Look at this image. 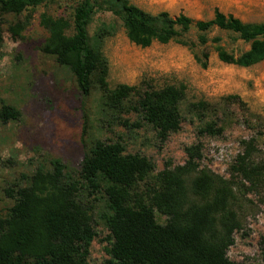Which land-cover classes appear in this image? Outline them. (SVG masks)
<instances>
[{
  "label": "trees",
  "instance_id": "trees-1",
  "mask_svg": "<svg viewBox=\"0 0 264 264\" xmlns=\"http://www.w3.org/2000/svg\"><path fill=\"white\" fill-rule=\"evenodd\" d=\"M51 0H0L1 13L20 15L22 20L8 26L13 39L28 26L30 9ZM97 10H106L122 23L128 40L147 47L153 42H176L194 48L186 36L191 30L197 42L215 44L220 61L248 67L264 60V22H244L218 7L206 20L185 14L171 16L162 11L150 14L129 0H80L71 19L39 16L47 36L44 53L67 66L81 94L88 96L93 82L106 93L109 107L117 112L134 110L156 130L160 143L181 127L179 101L185 85L168 84L140 91L135 85L107 82L108 63L102 51L92 46L88 25ZM213 29L225 31L249 45L234 55L221 44L218 36L209 39ZM3 43L0 24V56ZM194 57L207 66L208 54ZM136 94L134 105L126 102ZM203 101L194 106L201 113ZM19 116L8 104L0 108V121L7 123ZM120 124L129 127L128 120ZM138 125V124H136ZM222 126L208 122L198 133L220 135ZM86 126L81 129L84 142ZM242 150L228 167V178L201 166L200 142L184 147L186 160L165 167L147 183L155 170L150 159L138 153L125 152L119 142L97 140L83 157L79 177L91 194L103 191L109 213L103 217L110 233V257L100 264H244L230 260L227 252L234 243L235 232L242 230L241 206L248 193L264 202V157H259L255 137L240 141ZM51 168L37 167L26 185L9 186L7 196L14 198L7 214L0 217V264H89L90 246L96 236L91 205L79 198L81 184L65 171L58 159L50 160ZM141 184L145 188L141 190ZM155 212L165 217L160 223ZM264 256V237L260 241Z\"/></svg>",
  "mask_w": 264,
  "mask_h": 264
},
{
  "label": "rangeland",
  "instance_id": "rangeland-1",
  "mask_svg": "<svg viewBox=\"0 0 264 264\" xmlns=\"http://www.w3.org/2000/svg\"><path fill=\"white\" fill-rule=\"evenodd\" d=\"M80 0H51L29 10L30 22L19 38L13 39L8 26L22 20L20 15L0 12L3 43L0 56V108L15 107L19 116L7 123L0 121V217L7 214L14 198L5 189L26 185L37 167L49 170L50 160L58 159L65 171L81 184L80 200L91 205L96 236L91 243L89 264H100L110 257V233L103 217L109 213L103 191L91 194L79 177L83 157L97 140L119 141L125 152L138 153L155 164L153 176L165 165L175 166L186 160L184 147L200 142L201 166L228 178V167L242 150L240 141L255 137L259 157H264V60L248 67L220 61L215 44L210 40L200 45L195 30L186 36L195 43L193 49L176 42H153L141 47L130 42L121 21L106 10H97L88 25L90 42L102 51L108 63L107 82L110 88L118 84L135 85L141 92L168 84H184L185 95L179 101L181 127L160 143L154 127L134 110L117 112L107 102L106 93L93 82L88 96L79 91L67 66L44 53L47 36L39 23L45 12L71 19ZM150 14L162 11L171 16L185 14L206 20L218 7L244 22H264V0H129ZM218 36L220 44L234 55L249 45L225 31L213 29L207 37ZM208 54L207 66L194 57ZM138 96L132 95L127 107ZM207 103L203 112L194 106ZM128 120L129 127L120 124ZM208 122L222 126L220 135L199 134ZM86 126L84 142L81 129ZM138 124V125H136ZM146 185V184H145ZM141 184V190L145 188ZM250 202L241 206L243 228L235 232L234 243L228 249L230 260L244 264H264L260 241L264 237V202L251 192ZM158 222L165 217L155 212Z\"/></svg>",
  "mask_w": 264,
  "mask_h": 264
}]
</instances>
